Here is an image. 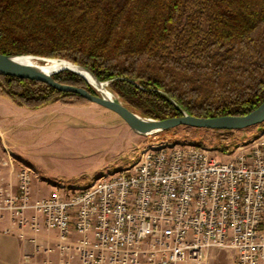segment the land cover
I'll return each mask as SVG.
<instances>
[{"label":"trees","instance_id":"1","mask_svg":"<svg viewBox=\"0 0 264 264\" xmlns=\"http://www.w3.org/2000/svg\"><path fill=\"white\" fill-rule=\"evenodd\" d=\"M0 53L80 64L153 118L243 115L264 101V0H0ZM52 78L95 92L70 70ZM0 96L27 108L90 103L4 74Z\"/></svg>","mask_w":264,"mask_h":264},{"label":"built area","instance_id":"2","mask_svg":"<svg viewBox=\"0 0 264 264\" xmlns=\"http://www.w3.org/2000/svg\"><path fill=\"white\" fill-rule=\"evenodd\" d=\"M224 154L151 141L120 169L84 186L56 183L36 200L31 170L19 168L14 191L0 183V215L40 213L56 248L81 264H192L211 248L233 264H264V138Z\"/></svg>","mask_w":264,"mask_h":264},{"label":"rangeland","instance_id":"3","mask_svg":"<svg viewBox=\"0 0 264 264\" xmlns=\"http://www.w3.org/2000/svg\"><path fill=\"white\" fill-rule=\"evenodd\" d=\"M0 98L13 106L9 110V105L0 102V113L7 112L12 121L5 136L9 147L15 148L12 156L16 160L24 156L32 176H42L48 183L47 192L59 182L68 187L84 186L102 174L114 172L148 148L151 141L201 144L226 161L229 158L219 150L222 146L232 150L264 138V123L232 131L182 125L147 137L131 131L118 114L94 102L88 103L91 109L71 111L52 102L41 106L39 115L34 110L40 107L27 108ZM3 119L6 116L0 117V125Z\"/></svg>","mask_w":264,"mask_h":264},{"label":"crops","instance_id":"4","mask_svg":"<svg viewBox=\"0 0 264 264\" xmlns=\"http://www.w3.org/2000/svg\"><path fill=\"white\" fill-rule=\"evenodd\" d=\"M2 99L4 98H0V102L9 105V110L12 109L13 106ZM55 103L60 104L57 107H64L61 109L68 111L73 108L91 109L89 104L68 105L61 102ZM34 111L39 112V115L42 112L41 107ZM5 116L6 119H3V124L0 125V183L6 192H9L16 189L15 170L27 168V166L24 156H21L18 160L12 156V150H15V148L9 147L5 139L12 121L9 120L10 116L8 117L7 112L0 113L1 119ZM44 183L45 179L42 176L41 179L38 176H32L30 183L32 200L48 195L52 187L47 192L48 183ZM74 237H76V234L72 233L71 238ZM58 241V232L53 228H47L43 223V216L30 208L24 211L22 222L13 220L7 213L0 215V264H81L78 256L72 251L68 253L60 252L56 248ZM192 264H233V260L229 252L211 248L205 261Z\"/></svg>","mask_w":264,"mask_h":264},{"label":"water","instance_id":"5","mask_svg":"<svg viewBox=\"0 0 264 264\" xmlns=\"http://www.w3.org/2000/svg\"><path fill=\"white\" fill-rule=\"evenodd\" d=\"M27 58V60H25ZM58 61L66 65L54 70H46L48 62ZM70 70L81 75L94 89L89 92L81 86L62 84L52 78L54 73ZM0 74L39 80L60 91L76 93L90 102L97 103L118 114L129 128L142 136H155L169 131L177 126H190L214 130H242L264 123V101L250 112L243 115H219L214 117H197L185 111L180 116L163 119L143 115L127 104L108 87V81L99 80L86 67L69 60L56 57H45L32 54H3L0 53ZM86 74L88 78L84 75ZM94 82V83H93Z\"/></svg>","mask_w":264,"mask_h":264},{"label":"bare ground","instance_id":"6","mask_svg":"<svg viewBox=\"0 0 264 264\" xmlns=\"http://www.w3.org/2000/svg\"><path fill=\"white\" fill-rule=\"evenodd\" d=\"M25 60H27V58H25ZM66 65L65 63L63 62H58V61H51V62H48L45 66V69L46 70H54L56 68H58L59 66H64ZM87 78L88 76L86 74H84ZM89 79V78H88ZM94 83V82H93ZM199 145V144H198Z\"/></svg>","mask_w":264,"mask_h":264}]
</instances>
